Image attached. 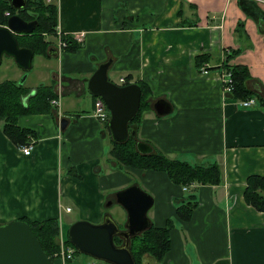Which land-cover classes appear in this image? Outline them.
<instances>
[{"label":"crops","instance_id":"0c3cea01","mask_svg":"<svg viewBox=\"0 0 264 264\" xmlns=\"http://www.w3.org/2000/svg\"><path fill=\"white\" fill-rule=\"evenodd\" d=\"M47 3L58 6V35L48 36L57 42L51 55L35 57H60L58 69L43 63L40 81L54 86L60 106L19 117L20 127L34 131L29 156L21 150L24 144L4 132L0 119V223L24 216L56 218L59 238L62 234L66 241L69 203L84 214L82 220L100 223L108 200L118 204L116 193L137 184L155 198L151 222L164 226L175 220L171 249L153 264H264V211L244 198L248 178L264 176V6L253 0ZM61 34L81 46L60 48ZM227 50L238 53L227 59ZM108 60H113L108 74L119 80L113 82L142 81L151 90L152 109L144 115L139 138L170 158L219 161L221 184L185 189L162 172L126 170L113 161L108 129L95 116L96 98L88 89L91 76ZM228 60L249 69L248 87L260 97L255 105L242 107L229 95L224 98L215 71ZM205 64L212 68L210 75L200 74ZM161 99L172 108L167 115L154 108ZM191 196L198 204L190 221L183 222L176 206Z\"/></svg>","mask_w":264,"mask_h":264},{"label":"trees","instance_id":"16d2710c","mask_svg":"<svg viewBox=\"0 0 264 264\" xmlns=\"http://www.w3.org/2000/svg\"><path fill=\"white\" fill-rule=\"evenodd\" d=\"M32 10V11H27ZM10 11L11 16L19 14L25 20H37L35 30L30 34L16 35L20 46L33 49L35 55H51L52 41L48 36L58 35V6L55 3H46L45 0H27V8L15 9L8 0H0V24L6 25L10 16H5V12ZM61 39L67 43L64 49L77 50L81 45L70 36L60 35ZM236 51L228 55L227 59L234 57ZM202 56L197 57V65L201 64ZM233 75L234 90L230 97L234 99H247L255 97L260 99L249 87L248 80L251 77L249 69L244 65L225 64ZM142 89L141 105L137 114L129 122L130 136L127 141L118 143L112 139L108 122L106 128L112 142L111 155L113 161L122 168L162 172L175 184L181 186L193 185H218L223 182L222 166L219 161L211 163H191L178 158H170L167 154L155 149L149 153H144L138 149V143L144 142L138 136L140 124L146 112L152 109L150 101V88L147 83L139 81ZM126 85V84H124ZM128 85V84H127ZM57 97L52 84H39L30 88L26 83L19 80L7 79L0 82V119L3 121L4 132L16 144H26L34 131L20 127L19 117L29 114L48 113L53 110L51 100ZM133 129L135 133L132 134ZM150 143V142H149ZM148 143V144H149ZM152 147V145H151ZM191 196L185 202L176 206L175 214L183 222L190 221L198 202ZM245 201L259 211H264V176L253 175L248 178V185L244 192ZM109 213L105 209V214ZM29 224L46 254L55 259V254L60 250L58 236L60 234L59 222L56 218L46 220H30L21 217ZM175 220L169 218L164 226H157L152 222L149 229L139 235L133 236L130 240L131 252L136 260V264H153L162 262L171 249V232L174 229ZM122 229L125 225L121 226ZM115 244L121 246L124 239L115 236ZM66 242L73 245L70 240L69 231L66 233ZM81 254L80 251H77ZM70 263V262H69ZM97 264H110L107 262H97Z\"/></svg>","mask_w":264,"mask_h":264},{"label":"water","instance_id":"95a60500","mask_svg":"<svg viewBox=\"0 0 264 264\" xmlns=\"http://www.w3.org/2000/svg\"><path fill=\"white\" fill-rule=\"evenodd\" d=\"M17 10L27 6V0H8ZM37 20L28 21L19 14L9 17L7 25H0V65L5 56L14 59L26 74L33 68L35 53L29 47L20 46L16 35L32 33ZM113 60L99 65L89 79L88 89L92 95L102 97L110 110L108 127L112 139L123 143L130 136L129 122L141 105L142 89L137 83L119 85L109 78L108 70ZM25 78L20 83H25ZM154 108L159 115L172 111L166 100H158ZM66 121L63 120L65 127ZM136 129H133L132 134ZM138 149L144 153L153 150L147 142H139ZM116 201L127 212V222L122 229L114 218L105 214L100 223L87 220L75 222L69 229L70 240L83 254L110 264H136L131 252L130 240L152 225L149 211L155 203L152 194L134 184L116 193ZM115 236L124 239L121 246L115 244ZM0 264H64L61 258L51 259L41 242L23 220L0 223Z\"/></svg>","mask_w":264,"mask_h":264},{"label":"rangeland","instance_id":"374dc122","mask_svg":"<svg viewBox=\"0 0 264 264\" xmlns=\"http://www.w3.org/2000/svg\"><path fill=\"white\" fill-rule=\"evenodd\" d=\"M10 15H11L10 11L5 12V16L8 17ZM56 42L57 41L54 39L52 41V44H54ZM61 57H62V55H61ZM44 62L51 65V67H53V69H58V66L60 64V57H58V58L53 57L50 59H45L44 57L36 56L34 58V61H33V68L31 71H29L26 74V78H25L24 70L21 69L16 64L14 59L11 57L5 56L3 58L2 64L0 65V81L5 80V79L10 78V77H17L20 80L25 78L26 85L28 87L34 89L36 86H38L41 83L40 81L43 78V76L45 75V72L41 71ZM17 73L19 74V76H17ZM109 75H110L109 77L112 81L119 82L118 76H114L111 73ZM230 95H231V93L229 94V97H230ZM235 100H241V99H234V101ZM95 101H96V99H95ZM106 111L110 114V110L108 109L107 106H106ZM137 180H138V178H137ZM139 182L142 184V186H144L146 184V182H143L142 180H140ZM190 192L191 191H188L187 195H189ZM113 199H114V197H113ZM111 203H112V200H108V202L106 204L107 206L105 208L109 209L110 214L113 215V217L115 219H117L122 225H126L125 209L121 205L116 204V203H114L113 205H110ZM69 204L73 208V211L71 213H68L64 217V231H68V228H70L71 225L73 224L71 222L74 221L75 219H77L79 221V220H82L84 218V214H83V216L79 215L80 210L76 207V205L74 203H69ZM108 206H109V208H108ZM58 238H59V236H58ZM93 260L94 259L92 257L82 253V254H78V256L68 264H88L89 262H91Z\"/></svg>","mask_w":264,"mask_h":264},{"label":"built area","instance_id":"2783aa9c","mask_svg":"<svg viewBox=\"0 0 264 264\" xmlns=\"http://www.w3.org/2000/svg\"><path fill=\"white\" fill-rule=\"evenodd\" d=\"M46 1L51 2L52 0H46ZM253 1L264 6V0H253ZM58 44L60 48L67 46V43L63 41L61 37H60V41ZM229 53H230L229 50H227V53H226L227 57ZM227 63L229 64V60L225 61V63L223 62L221 66L215 71V75L217 76L218 80L222 84V92L224 93V98H225V95H229L234 90L233 75H232L231 70L227 66H225V64ZM211 73H212V68H210L206 64L200 68L201 75L206 76V75H210ZM121 81L125 82V79L121 78ZM256 102L257 100L255 97L234 101L236 105H242L243 107H249V106L255 105ZM51 103L53 106H56V107L60 106L59 98L52 99ZM94 114L102 124H105L109 120L110 114L106 111V103L101 97L96 98ZM33 149H34V145L32 143H27L21 146V150L23 154L26 156L31 155L33 152ZM188 187L189 186H185V189H187ZM66 210L70 211L71 208L68 207L66 208ZM58 240H59L60 250L56 253L55 257L61 258L64 264H67L68 261H71L76 257L77 249L74 246L67 244L62 234L60 235V239ZM96 263L97 262L93 260L89 262L88 264H96Z\"/></svg>","mask_w":264,"mask_h":264},{"label":"flooded vegetation","instance_id":"af4514ba","mask_svg":"<svg viewBox=\"0 0 264 264\" xmlns=\"http://www.w3.org/2000/svg\"><path fill=\"white\" fill-rule=\"evenodd\" d=\"M25 8H27V6H26ZM27 11H32V10H28V9H27Z\"/></svg>","mask_w":264,"mask_h":264}]
</instances>
